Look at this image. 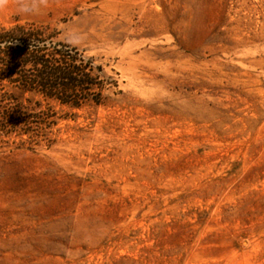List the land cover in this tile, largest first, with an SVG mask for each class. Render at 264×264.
Returning a JSON list of instances; mask_svg holds the SVG:
<instances>
[{
    "label": "rangeland",
    "instance_id": "obj_1",
    "mask_svg": "<svg viewBox=\"0 0 264 264\" xmlns=\"http://www.w3.org/2000/svg\"><path fill=\"white\" fill-rule=\"evenodd\" d=\"M18 26L101 102L3 87L38 119L0 131V264H264V0H3Z\"/></svg>",
    "mask_w": 264,
    "mask_h": 264
},
{
    "label": "trees",
    "instance_id": "obj_2",
    "mask_svg": "<svg viewBox=\"0 0 264 264\" xmlns=\"http://www.w3.org/2000/svg\"><path fill=\"white\" fill-rule=\"evenodd\" d=\"M97 84L91 60L79 57L76 48L61 42L48 45L21 26L0 30V102L13 103L12 95L2 91L4 86H14L29 88L62 104L100 103L99 93V97H90ZM35 118L37 114L0 105L1 132L31 135Z\"/></svg>",
    "mask_w": 264,
    "mask_h": 264
},
{
    "label": "clouds",
    "instance_id": "obj_3",
    "mask_svg": "<svg viewBox=\"0 0 264 264\" xmlns=\"http://www.w3.org/2000/svg\"><path fill=\"white\" fill-rule=\"evenodd\" d=\"M0 3H3V0H0Z\"/></svg>",
    "mask_w": 264,
    "mask_h": 264
}]
</instances>
